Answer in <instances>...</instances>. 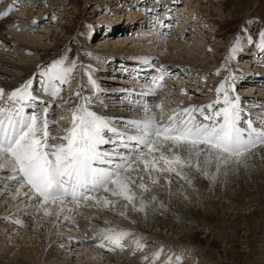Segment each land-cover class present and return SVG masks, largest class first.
I'll return each instance as SVG.
<instances>
[{
    "label": "rangeland",
    "instance_id": "1",
    "mask_svg": "<svg viewBox=\"0 0 264 264\" xmlns=\"http://www.w3.org/2000/svg\"><path fill=\"white\" fill-rule=\"evenodd\" d=\"M5 10L9 11L6 18L13 20L15 27L0 28V70L18 78H33L36 95L42 92L39 81L47 83L38 73L51 62L64 58L65 66L75 61L76 68L69 83L62 86L60 95H69L78 101L87 97L94 105L111 107L121 102V106L128 109L146 103L168 118L174 110L210 104L214 108L205 111L211 114L222 107V103L214 102L218 99L217 87L225 82L230 97H240L241 126L246 127L247 120L251 119L254 127L264 128L261 123L264 121V52L258 47L259 34L264 31V0H0V12ZM33 21L37 24L33 25ZM139 28L146 34L138 33ZM238 37V50L232 52ZM249 37L254 43L248 42ZM158 42L160 45L156 46ZM248 59L252 64L246 63ZM89 76L98 88L89 82ZM161 76H164L160 82L162 86L154 95L147 94L148 89L154 87L153 81H159ZM187 80L192 82L187 83ZM0 88L4 89L5 97L13 90L2 85ZM77 91L81 92L80 97L74 94ZM108 96L114 99H105ZM220 99L222 101V94ZM195 115L202 121L199 113ZM61 116L68 119L60 121ZM70 117V106L53 103L50 119L58 121L53 129L58 136L70 127ZM110 121L119 131L135 133L124 120ZM109 136L112 134H107L108 139ZM108 146L111 153V145H102L101 149H108ZM124 154L136 155L127 151ZM251 162L252 159L243 158L238 165L251 176L261 174L264 177V163L252 166ZM151 175L162 183H179L184 195L178 204L187 212L193 209L196 216L192 219L204 228L193 230L192 235L185 232V229L192 230L190 228H176L179 234L183 233L182 245L198 251L195 256L189 251L182 252L181 264H264V234L258 231L257 225L264 216V202L262 214L256 202L250 203L252 206L244 205L243 209L240 206L242 211L239 212V208L227 201L221 213H217L213 204L219 202L218 197H207L205 190L187 184L175 174L153 172ZM9 197L3 193L0 199L7 201ZM18 203H14L15 206ZM84 211L92 213L88 208ZM5 219L6 226H0V241L5 248L17 249L30 247V242L39 243L40 239L36 241L33 236L37 233L40 236L41 232L24 229L11 219ZM113 222L117 229L130 228L128 223L116 221V218ZM222 225L227 232L223 237L218 234ZM163 236L175 238L170 232ZM51 240L53 245L49 253L57 255L60 264H117L122 254V250L98 248V239H93L92 246L80 245L78 241L68 247L65 241L61 240L62 243L54 237ZM144 243L147 246L140 253L142 257L150 255L149 246L155 242ZM191 256L194 261L186 263L191 261ZM109 259L114 262L109 263Z\"/></svg>",
    "mask_w": 264,
    "mask_h": 264
},
{
    "label": "snow or ice",
    "instance_id": "2",
    "mask_svg": "<svg viewBox=\"0 0 264 264\" xmlns=\"http://www.w3.org/2000/svg\"><path fill=\"white\" fill-rule=\"evenodd\" d=\"M8 15V10L0 13V17ZM32 23L36 25L37 21ZM239 40L238 37L232 52L238 50ZM259 40L258 47L264 52V31L260 32ZM248 42L254 43L251 37ZM75 68V61L65 66V60L61 58L38 73L47 80V83H39L51 100L35 94L33 78L13 89L6 97L4 89L0 88L2 186L14 189L12 194L15 197L24 196L32 200L34 209L42 211L45 216H51V209L56 207L59 218L65 211H76L71 205L78 207L85 202H89V207L110 211L119 204L123 209L119 212L121 217H126L129 209L147 214L148 202L155 201L156 197L145 196L150 189L144 181L147 178L153 184L157 183L151 175L153 172L175 174L186 179L185 169L195 168L207 175L206 167L213 162L217 165L232 160L240 163L255 150L264 149V128L254 127L251 119L247 120L246 127L241 126L240 97H230L225 82L217 87L218 99L214 102L222 103V107L211 114L205 109H213L214 105L189 106L174 110L165 120L158 117L148 104L139 105L145 115L125 122L126 126L135 129L134 134L112 127L108 118L90 109L89 98L83 97L82 102L71 108L70 127L58 136L53 130L58 121L50 119V109L56 99L60 104L69 103L60 93L62 86L69 83ZM163 79L161 76L159 81H153L154 87L148 89L147 94L154 95L155 90L162 86L160 82ZM89 82L98 88L91 76ZM181 91L188 94L186 90ZM74 94L81 96L80 91ZM196 113L203 118L202 121L197 120ZM59 119L63 121L68 117ZM108 133L114 138L108 139ZM102 145H111L113 151L102 150ZM126 151L136 155L126 156ZM100 192L105 195H98ZM72 223L78 227L75 220ZM92 238L99 239L98 248L109 251L124 250L129 246V238L135 245L134 252L147 246L142 242L143 238L116 228L96 231ZM162 251L159 249L153 253V259L145 255L142 260L147 264H157ZM181 259L180 256L174 260L168 257L163 264H181Z\"/></svg>",
    "mask_w": 264,
    "mask_h": 264
},
{
    "label": "bare ground",
    "instance_id": "3",
    "mask_svg": "<svg viewBox=\"0 0 264 264\" xmlns=\"http://www.w3.org/2000/svg\"><path fill=\"white\" fill-rule=\"evenodd\" d=\"M155 6V4L151 6L152 12ZM180 19L183 22L185 21L182 19V17ZM185 22H187V20ZM199 22L201 23L202 21ZM145 23L147 24L148 21H146ZM13 27H15L13 20H10L6 17H0L1 29H8ZM140 29L142 28H139L138 33L142 32L143 34H146L144 33L143 29ZM157 45H160V42H158L156 46ZM26 50L29 49L27 48ZM251 62V59H248L246 61L247 64H252ZM29 69L30 71L32 70L31 68ZM27 80H29V77L25 79L18 78L17 76H13L10 73L0 70V85L5 86L8 89L12 90L15 88H19ZM190 82H192V80H189L187 83ZM247 94L249 93L247 92L246 95ZM39 96L45 100L52 99L46 96L43 91ZM61 96L68 99L69 103L64 105L70 106L71 108L74 104L82 102L78 101L77 99H72V97H70L69 95ZM109 98L111 99L113 98V96L105 97V99ZM55 102L60 101L59 99H56ZM117 104L118 105L116 106L118 107H111V105L98 103L95 105L94 103H90L88 106L92 111L97 112L99 115H102L109 120L115 121L124 120L126 122L129 120L137 119L138 117H143L145 115L144 111H140V106L138 105L134 108L132 107L128 109V107H122L121 102ZM152 109L157 113L158 117L161 116L160 112L158 113L154 108ZM163 118L165 120L167 119V117ZM109 138L111 139L114 137L109 136ZM104 150L109 152L111 151V148L108 146V149L106 147V149ZM246 158L252 159V166L257 165L258 163H264V149H257L255 150V153L253 155H250ZM239 165L238 163H233L231 161H229V163L227 164L219 165L213 162L206 167V171L208 173L207 175H204L202 171H197L195 168L191 170L185 169V172H187V178L184 179V181L187 184L197 185L199 189L205 190L203 192L209 198L213 196L218 197L219 202L213 204V208H215V211L217 213H221L225 206L224 202L227 201L231 206H235L236 208H239L241 206L242 209L244 208V205L249 206L251 205L250 203L253 204L254 202H256L255 206H257V210H259V212L262 214V203L264 202V177L261 174H258V177L251 176L246 172L245 168L241 164ZM101 167H105V165H101ZM153 178H155L158 182L153 184L151 180H148L147 178H145L144 181L150 189L148 193H145V196L156 197L155 201L148 202L147 214L139 211H131V209H129L126 211V217H121L119 215V212L123 209L119 204L116 205L114 210L110 211L108 209L99 207H89V202H87V206L85 204H81L78 207L75 205H71L70 207L75 208L76 211H65L59 218L57 217L58 209L56 207H53L51 209V216H45L42 211L38 212L34 209V207L32 206V200L24 196L15 197L12 194L14 190L11 191V188L3 187L2 185L4 181L0 180V198L3 197V193L10 195V199H8L7 201L5 199H0V226H6L4 225L6 223L4 220H6L5 218H9L13 221V223L23 227L24 229L42 233V236H39L38 233L37 235L35 234L33 236L34 232L33 234H31L33 237H35L36 241L38 240V238L40 240L39 243L35 244H32V242L29 241L30 247L23 246L17 249L9 247L5 248L4 244L0 241V264H60L58 262V258L56 257L57 255L52 256L51 253H49L50 251L48 250L49 247L53 245V240H51L52 237L60 241H65L66 247L71 245L73 242L78 241L81 242L80 245H84L85 243L87 244V246H92L93 243H95L93 242L94 238L92 237L96 235V231L104 228H116L115 226H113V219L115 220V218L116 221L121 220V222L128 223V226L130 228L128 230L126 229V231L134 233L138 238H143V243L144 241L155 242L154 244H151L149 246L150 259H153L152 254L157 252V250H163L160 260L157 261V264H163V262L167 260L168 255H170L169 257H172L174 260L176 256L182 255V252L186 253L189 251L195 256L198 251L193 249L192 247L182 245V241L180 240L182 239L183 233L179 234L178 230H176V228H190L192 230L186 231L185 229V232L189 235L194 234L193 232L196 230H204L203 227H201L199 224H196L198 222L192 219V217L196 216L195 211L193 209H190V212H187L178 204V200H180L184 195V191L182 187H180L179 183H162V180H159L154 176ZM8 183L11 184L12 182L9 181ZM245 200L248 201L246 202ZM20 201H22V203H18ZM14 203H18V205L15 206L16 204ZM85 208L90 209L92 213H86L84 211ZM242 209L239 208V212H241ZM254 213H256V211ZM204 216L206 218L207 215ZM238 216L239 215H237V221ZM64 217H68V219H65ZM221 217L222 215L219 218L221 219ZM110 219L112 220L109 221ZM73 220H75L78 227L72 223ZM20 223H22V225H19ZM223 224L227 227L226 220H223ZM257 225L258 231L264 234V216L261 217ZM224 226H219L220 230L218 234H220L222 237L225 236L224 234H227ZM152 230H154L155 233H152ZM70 232L76 233L70 234ZM165 232L172 233L173 236L175 235V238H165L163 236ZM206 232H208V229H206ZM178 235L181 236L178 237ZM27 239L30 240V237L27 236ZM134 249L135 245L134 243H132L131 238H129V246L125 247L124 250H122V254L119 255L117 264H147V262L142 260V256L140 255L141 251L135 250L134 252ZM117 250L120 249L117 248ZM133 253H135V256H133ZM194 256H191V258ZM112 261L114 262V259H109V263H111ZM193 261L194 259L192 258L191 261H188L186 263H190Z\"/></svg>",
    "mask_w": 264,
    "mask_h": 264
}]
</instances>
